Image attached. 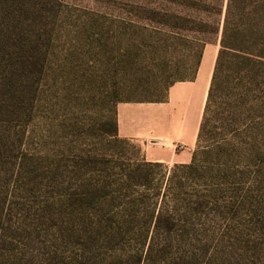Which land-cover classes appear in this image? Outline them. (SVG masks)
<instances>
[{
    "label": "rangeland",
    "instance_id": "374dc122",
    "mask_svg": "<svg viewBox=\"0 0 264 264\" xmlns=\"http://www.w3.org/2000/svg\"><path fill=\"white\" fill-rule=\"evenodd\" d=\"M26 1L31 8L21 32L30 65L17 83L22 92L11 125L19 164L13 178L0 175V189H9L2 219L10 227L0 237V262L63 264L78 250L79 229L66 225L61 197L85 183L119 180L123 156L146 160L139 144L112 137L119 103L165 102L173 82H210L219 43L205 47L195 73L184 72L178 37L184 32L173 26L184 25L176 15L202 18L195 7L222 0ZM13 52L21 56L19 45ZM260 82L247 123L264 157V76ZM258 159L264 178V158ZM250 179L252 198L224 188L223 198L236 197L234 207L222 204L197 226V239L207 245L197 240L193 249L211 248L213 264L251 258L264 264V179L258 188Z\"/></svg>",
    "mask_w": 264,
    "mask_h": 264
},
{
    "label": "trees",
    "instance_id": "16d2710c",
    "mask_svg": "<svg viewBox=\"0 0 264 264\" xmlns=\"http://www.w3.org/2000/svg\"><path fill=\"white\" fill-rule=\"evenodd\" d=\"M30 8L26 0H0V175L11 173L12 178L20 159L11 132L22 92L17 83L30 65L21 30ZM195 9L202 18L176 15L184 25L173 26L184 32L178 36L181 69L195 73L208 44L218 42L219 52L192 161L169 170L162 163L123 156L119 180L85 183L69 198L62 196L66 225L71 232L79 229L78 250L63 264H213L211 248L193 249L197 240L207 245L197 239L199 222L222 204L234 207L236 197L223 198L224 188L243 190L248 200L250 178L257 188L263 181L257 160L264 157L250 142L247 122L264 76V0H222ZM18 45L20 57L13 52ZM112 137L119 138L117 120ZM8 194L9 189H0V237L10 229L2 219ZM251 264L257 259L251 258Z\"/></svg>",
    "mask_w": 264,
    "mask_h": 264
},
{
    "label": "crops",
    "instance_id": "0c3cea01",
    "mask_svg": "<svg viewBox=\"0 0 264 264\" xmlns=\"http://www.w3.org/2000/svg\"><path fill=\"white\" fill-rule=\"evenodd\" d=\"M210 82L196 78L177 83L171 86L165 102L119 103V138L139 144L148 162L189 164L197 145Z\"/></svg>",
    "mask_w": 264,
    "mask_h": 264
}]
</instances>
